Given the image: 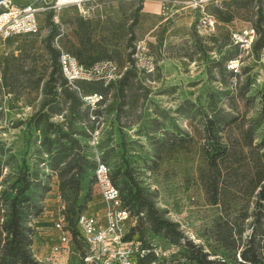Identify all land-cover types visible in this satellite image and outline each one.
I'll return each instance as SVG.
<instances>
[{"label":"rangeland","instance_id":"rangeland-1","mask_svg":"<svg viewBox=\"0 0 264 264\" xmlns=\"http://www.w3.org/2000/svg\"><path fill=\"white\" fill-rule=\"evenodd\" d=\"M232 1L219 0L207 6V12L215 17V8L224 12L230 9L233 15L230 23L216 17V32L211 35L198 28L197 14L190 9L165 20L160 16L159 0H95L81 8L73 5L44 12L38 35L0 38V142L6 150L0 178V224L9 212L7 200L15 194L11 186L18 174L28 169L33 182L41 181L50 188L44 196L35 186L29 193L43 207L34 222L35 249L41 242L48 256L50 244L56 241L53 224L60 215L61 202L58 179L51 173L50 156L42 145L43 127L30 122L46 99L43 85L52 70L47 42L55 25L57 35L52 46L58 51L73 54L80 47L87 54L108 58L89 67L91 78L84 84L71 87L81 98L82 110L91 114L90 119L70 120V103L61 100V108L50 121L64 132H76L90 161L100 156L112 170L130 166L141 186L154 194L159 210L179 223L189 241L202 246L211 259L232 263L234 252L223 247L219 232L221 226L223 232L229 226L237 243H245L252 227L257 179L253 170L248 173L239 166V153L233 151L224 162V168L231 170L222 179L227 204L214 205L206 189V150L214 144L208 131L212 121H221L224 130L218 136L232 150L242 149L244 132L250 126L255 145L264 139L263 50L241 52L232 40V34L264 18V0H237L242 6L228 8ZM240 56L239 71L231 72L228 60ZM130 69L134 75L121 88L120 81ZM29 76L42 78L38 88L26 83ZM101 87L106 90L104 101L89 107L86 97ZM217 128L214 125L213 132ZM47 134L57 136L53 130ZM66 199L71 201L68 196ZM103 207L97 195L83 213ZM136 224V219L129 220L128 233ZM239 230L242 235H238ZM143 232V240H153L147 225ZM65 254L54 257L57 264ZM77 258L69 252L68 263L75 264Z\"/></svg>","mask_w":264,"mask_h":264},{"label":"trees","instance_id":"trees-1","mask_svg":"<svg viewBox=\"0 0 264 264\" xmlns=\"http://www.w3.org/2000/svg\"><path fill=\"white\" fill-rule=\"evenodd\" d=\"M231 5L240 7L242 2L233 0L228 4V8ZM215 15L224 23L233 21L230 9L224 12L219 8H215ZM81 21L83 22V20ZM263 22L264 18L261 17L254 26L259 34L253 46V50L257 53L264 48ZM56 35L57 28L53 25L47 42L52 70L43 85L46 99L43 101L41 109L31 118L30 122L32 121L36 126L42 125L43 127L44 138L42 145L45 146L46 153L50 156V160L47 162H49L51 167V173L58 179L59 196L61 204L64 206L65 231L71 236L75 252H80L82 251L83 241L78 220L88 208V204L98 195L94 177L96 161L88 159L81 142L76 137V132H64L50 119L61 108V100L70 103V120L80 122V120L90 119L91 114H89L88 110H82L81 98L76 91L72 90V85L69 84L62 74L60 65L61 52L52 46V41ZM236 47L239 49L238 46ZM72 55L87 69L95 63L108 58L106 55L93 56L92 54H87L80 47L75 48ZM230 60H228L226 65H228ZM30 75L32 74L30 73ZM132 75H134L133 69L125 73L120 81L121 88L128 84ZM41 81L42 78L33 80L32 76H29L26 83L38 88ZM77 83L84 84V80H79ZM104 92L106 90L101 87L88 96L94 94L102 96V100L96 104V106H100L104 101ZM262 114L264 117V107ZM219 123L221 121H212L211 130L208 131V138L209 140H214V144L206 150L209 165V178L206 181L207 193L209 200L214 205L227 204L226 187H223L222 179L231 169L227 171V168H224V162L231 155L233 156V151H235L236 155L239 153L240 159L237 160V163H239V166L246 168L248 173H251L252 170L254 171L253 175L257 179L258 186L249 236L245 243H237L238 241L234 238L235 234L232 228L226 226L223 232L221 226L219 240L228 252H234L233 256H231L232 263L228 260L220 262L216 259H211L209 253L205 252L202 246L196 245L186 238L178 222H174L163 215L156 205L154 194L141 186L134 174V170L130 166L126 168L120 166L112 170L111 179L119 188L122 207L129 211L133 219L137 220V224L130 229L124 240L125 242H133L140 245L142 250H145L143 257L136 253L140 263L146 264L157 261L161 264H172L177 261V264H264V139L255 145L254 129L250 126L244 132L245 144L242 149L232 150L220 141L221 137L218 134L224 128ZM216 124L218 128L213 132ZM226 124L230 125L231 123L226 122ZM51 130L57 134L55 138L48 136L47 133ZM245 150L247 151L246 154L244 153ZM5 152V147L0 142V178L3 176L4 163L2 159ZM102 160L107 163L104 158ZM90 172L92 177L89 176ZM31 176V172L28 169L21 171L11 186L15 194L11 199L7 200L9 212L6 220L0 224V235L2 236L0 264H44L35 258L32 251L36 236L34 222L42 214L43 207L33 200L29 193L32 186H35L41 189L42 196H44L50 191V188L41 181L33 182ZM67 196L71 198V201L66 199ZM146 225L153 235L152 241L143 240V229ZM238 232V235H242V230ZM136 233L141 234V236L134 238ZM155 248H160L162 253L157 255ZM179 255L182 256L181 259L178 258ZM75 264L86 263L79 257Z\"/></svg>","mask_w":264,"mask_h":264},{"label":"built area","instance_id":"built-area-1","mask_svg":"<svg viewBox=\"0 0 264 264\" xmlns=\"http://www.w3.org/2000/svg\"><path fill=\"white\" fill-rule=\"evenodd\" d=\"M41 4L27 3L14 5L11 0L0 4V38L8 40L22 35H36L41 29L40 17L48 10H61L69 6L81 8L84 4L95 0H40ZM161 2L160 16L165 20L172 19L185 9L196 12L198 28L203 29L208 35L216 32L218 20L207 12L209 4L219 0H159ZM55 20H57L55 18ZM254 26L232 34L233 43L239 47L241 52L250 53L258 39ZM263 54H264V48ZM241 56L229 61L227 68L230 71L238 72L241 67ZM61 71L70 85L75 86L79 80H87L89 70L81 65L70 53L61 51L60 55ZM77 88V87H76ZM91 108L102 100V96L94 94L85 99ZM96 119V116H92ZM96 169L94 171L95 188L99 196V201L103 204V213L81 214L78 220L80 235L83 241L82 251L75 252L71 236L65 231L64 206L59 205V216L55 219L54 228L57 231V240L50 244V257L39 258L35 249V242L32 251L35 258L44 264H54L55 256L69 252L80 257L86 264H142L138 261L136 253L144 256L145 250L140 245L133 242H125L128 234L127 223L133 219L128 210L122 207L119 188L111 179V167L105 163L100 156L96 159ZM61 199V198H60ZM136 222V221H135ZM157 255L162 253L160 248L154 249ZM56 264V263H55ZM146 264H161L152 261Z\"/></svg>","mask_w":264,"mask_h":264},{"label":"crops","instance_id":"crops-1","mask_svg":"<svg viewBox=\"0 0 264 264\" xmlns=\"http://www.w3.org/2000/svg\"><path fill=\"white\" fill-rule=\"evenodd\" d=\"M58 187V186H57ZM96 200H97V198H96ZM96 203H94V205H95ZM89 208H91V207H89ZM95 208V207H94ZM93 207H92V209H94ZM95 211V210H94ZM96 211H98V212H100V213H103V209L102 210H96ZM96 211L94 212V213H96ZM38 221V220H37ZM56 240H57V236H56ZM38 250L36 249V251H37V254H38V256H39V258H41V259H47L50 255L48 254V256H45V253H44V251H45V247H44V244H42L41 242H38ZM47 252V251H46ZM63 256V255H62ZM61 256V258H60V260H58V263L59 264H69L68 263V261H69V256H68V254L66 253L63 257ZM46 257V258H45ZM57 262V261H56ZM56 262H53L54 264L56 263ZM57 264V263H56Z\"/></svg>","mask_w":264,"mask_h":264},{"label":"water","instance_id":"water-1","mask_svg":"<svg viewBox=\"0 0 264 264\" xmlns=\"http://www.w3.org/2000/svg\"><path fill=\"white\" fill-rule=\"evenodd\" d=\"M5 1H7V0H0V4L3 3V2H5Z\"/></svg>","mask_w":264,"mask_h":264}]
</instances>
